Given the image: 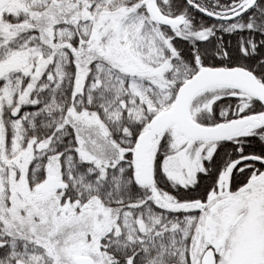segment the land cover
<instances>
[{"label":"snow or ice","instance_id":"1","mask_svg":"<svg viewBox=\"0 0 264 264\" xmlns=\"http://www.w3.org/2000/svg\"><path fill=\"white\" fill-rule=\"evenodd\" d=\"M0 264H264V0H0Z\"/></svg>","mask_w":264,"mask_h":264}]
</instances>
